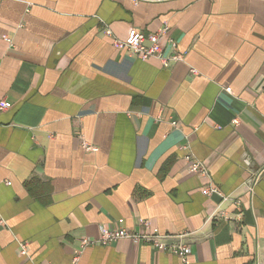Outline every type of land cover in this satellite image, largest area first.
Returning a JSON list of instances; mask_svg holds the SVG:
<instances>
[{
	"label": "crops",
	"instance_id": "obj_1",
	"mask_svg": "<svg viewBox=\"0 0 264 264\" xmlns=\"http://www.w3.org/2000/svg\"><path fill=\"white\" fill-rule=\"evenodd\" d=\"M166 24L183 60L114 44ZM3 100L0 264H264V0H1Z\"/></svg>",
	"mask_w": 264,
	"mask_h": 264
},
{
	"label": "built area",
	"instance_id": "obj_2",
	"mask_svg": "<svg viewBox=\"0 0 264 264\" xmlns=\"http://www.w3.org/2000/svg\"><path fill=\"white\" fill-rule=\"evenodd\" d=\"M132 2L134 4H139L143 2V0H132ZM104 32L109 36L113 35L112 30L109 28H105ZM168 32H169V25L167 24L162 28H160L158 31L151 33H145V31L143 32L141 29L133 27L130 29L125 39L116 38L114 40V44L120 49L127 50L129 53H132L133 55L143 60L151 57L159 58V59L161 58L163 63L167 65L169 60L180 61L184 59V53H182L178 49V42L174 38L168 37ZM166 44H169L171 48L172 53L169 56L164 55V48ZM191 71L193 73H197V70L194 68H192ZM226 89L229 92L231 91V88H226ZM9 106L10 105L8 101L3 100L2 102H0V111L9 108ZM234 121L236 123L239 122L237 118H235ZM83 146L87 151L98 150V147L90 145L87 142H84ZM186 160L188 161L191 172L193 171L201 175H207L208 167L203 163V161L196 158L193 153L186 155ZM202 193L207 196L210 193L219 194L220 196L223 195L217 187L215 186L212 187L210 185H207L204 188V190H202ZM145 225H147V228H150L148 222H145ZM171 237L172 236L170 234L161 233L158 228H153L151 229V231L134 232L126 227L110 228L108 226L102 228L101 235L97 239L83 238L81 240L82 242L81 250L90 245H94V243L108 245L109 243L115 242L119 239L128 238L135 241L136 243L137 242L149 243L162 251L168 250L178 255L184 261H186L187 256L190 254L191 251L190 246L183 239H181L179 242L173 243L172 241H170ZM21 244H22V250H21L22 255L27 254L28 244L25 241H23ZM79 258H80L79 255L75 257L73 260V264H78Z\"/></svg>",
	"mask_w": 264,
	"mask_h": 264
}]
</instances>
